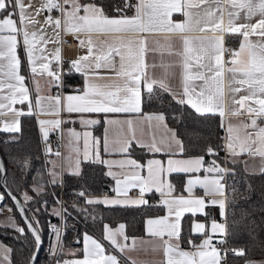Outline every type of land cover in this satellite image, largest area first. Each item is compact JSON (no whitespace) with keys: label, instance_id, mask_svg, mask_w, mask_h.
<instances>
[{"label":"snow or ice","instance_id":"snow-or-ice-1","mask_svg":"<svg viewBox=\"0 0 264 264\" xmlns=\"http://www.w3.org/2000/svg\"><path fill=\"white\" fill-rule=\"evenodd\" d=\"M32 9L31 2L26 4L24 0H0V115L10 112L16 117L4 121L0 130L21 131L18 117L26 113L16 109V104L27 103L28 115L60 117L63 112L79 114L80 123L86 127L101 124V120L87 116L103 114L105 153L117 152L130 157L139 147L147 153L163 154L167 159L151 158L146 162L133 158L103 160L101 140L93 137L91 132H84L83 160L108 166L106 175L115 180L114 191L118 197L126 196L129 188H139L140 193L137 199H86L85 203L141 206L148 203L144 199L145 193L154 190L163 197L159 203L167 209V214L148 219L146 233L157 241L153 251L162 250L161 264H222L221 250L213 243V236L221 237L218 244H226V237L231 233L226 219V200L217 197L224 196L225 177L233 174L232 170L220 166L215 160L211 166L205 167L203 155L189 154V144L196 147L201 139L195 126L191 131L185 126L189 140L186 144L179 130L169 127L164 110L145 113L143 106L154 102L162 104L164 94H168L177 104L187 105L199 116L219 114L223 117L226 107L231 116L246 114L248 122H241L236 127L229 122L225 149L233 163L239 162L237 158L243 154L251 161L259 158L258 168L249 160L243 161L244 170L248 172L253 168L264 174V126H261L264 124V0H121L114 7L102 0H41L40 5ZM42 13L47 14L41 24L38 17ZM174 14L183 19L176 20ZM38 24L40 27L36 28ZM47 28H51L52 37H48ZM62 32L76 36L80 47L86 48V53L72 60L69 68L83 77V85L75 89L74 94L51 95L45 92L40 80H44L47 89L63 87L59 67L62 55L60 48L45 54L47 49L44 46L60 43ZM154 34H162L163 42L157 39L150 44L149 37ZM81 35L86 38H80ZM226 35L238 38V48L225 47ZM20 37L35 82L34 95L25 85L26 77L21 74L22 61L17 55ZM150 54H158L160 62L150 64ZM165 56L176 59L165 60ZM53 61L56 67H53ZM176 66L180 68L179 92L170 83L175 77L173 69ZM240 93L244 94L237 98ZM109 114H136V117L115 119ZM173 119L176 123H183V117L174 116ZM66 122L61 118L38 120L43 139L47 141L50 130H62L61 125ZM68 136L69 147H73V140L81 139V133L71 129ZM201 148L210 155L217 154L210 145H201ZM51 151L47 149V152ZM74 151L76 163L72 174L80 176V152L78 148ZM54 155L59 157L61 153L57 151ZM51 163L50 182L56 184L59 173L55 171L56 162ZM113 165L119 167V173L111 170ZM145 169L147 175L143 174ZM201 170L205 173L202 178L196 175ZM173 173L187 176L184 188L187 197L173 195L175 186L169 179ZM7 183L6 168L0 163V185L7 188ZM42 188L37 185L33 190L39 194ZM197 188L203 190V196L195 195ZM7 195L16 200L11 192ZM78 195L84 197L86 192L81 191ZM4 199L5 196L0 194V203ZM23 199L27 204L32 197L24 193ZM208 206H218L225 223L213 219L209 230L207 224L193 221L191 233L204 238L199 244L190 238L187 243L191 247L185 250L181 247L182 218L185 213L207 215L205 209ZM16 207L34 241V250L25 258V264H35L42 243L39 220L29 218L18 202ZM66 211L63 208L54 210L53 215L60 216ZM246 216L247 213L242 220ZM240 223L233 221V226ZM9 226L25 236V228L14 220ZM50 227L59 241L61 229L56 225ZM127 240L124 224L115 230L104 226L103 241H108L119 253L135 249L137 241L133 240L130 248L122 242ZM140 243L149 242L141 240ZM13 251L0 244V264H13ZM224 251H232L237 256L245 254L244 249ZM82 253V258L57 259L56 264H120L118 256L109 252L101 240L88 234L83 236ZM58 254H63V245L50 246V255ZM71 255L75 257L77 253ZM246 264L255 262L247 261Z\"/></svg>","mask_w":264,"mask_h":264},{"label":"trees","instance_id":"trees-1","mask_svg":"<svg viewBox=\"0 0 264 264\" xmlns=\"http://www.w3.org/2000/svg\"><path fill=\"white\" fill-rule=\"evenodd\" d=\"M102 2L114 7L121 0H102ZM17 52L20 55V51L17 50ZM78 82L79 76L74 71L65 70L63 73V88L70 89ZM146 110H164L167 123L179 130L186 144H189V140L187 139L185 126L189 131L195 126V129L201 134V139L197 141L196 147L189 144V154H202L205 160L209 157L221 159V150L217 143L221 134V120L218 114L199 116L187 105L177 104L168 94H164L162 104L154 102L151 105H144L143 111ZM174 116L183 117V123H176L173 119ZM19 121L21 131L18 133L0 130V156L6 168L7 188L20 199L28 217L39 220L41 241L44 242L47 230L46 217L52 214L48 207L50 203L54 204L52 192L57 193L58 185L51 182H47L48 185H46V174L43 167L47 168L49 160L47 156L43 157L40 153L39 136L33 115L26 113L19 117ZM100 125L92 126L95 136L99 135ZM201 145L212 146L217 154L210 155L206 151H202ZM138 150L139 147H136L132 153L141 156L142 153ZM226 168L231 169L233 173L226 174L225 177L226 219L231 233L226 238L237 249H244L245 253L243 256L231 254L227 257L226 264H238L240 261L264 255V174L251 170L245 172L238 162H227ZM80 171V176L73 175L72 171L61 172V190L66 197H69L76 188L86 193H97L102 188L101 181L107 179L103 165L94 163L91 160H81ZM175 176H179V174H171L170 178ZM37 185L43 186L39 194L33 190ZM0 192L5 196L3 202L11 209L9 212L20 226L25 228V236H21L9 225L0 223V240L14 249L11 257L13 264H24L25 258L29 256L33 248L34 241L1 185ZM24 193L32 197V200L28 201L27 204L23 199ZM85 201L84 197L76 195L68 206V209L77 218L71 226L65 227L61 233L59 243L63 245V248L76 243L78 240H74L75 236L81 230L88 231L102 240L103 222L112 225L117 221H121L125 225L126 235L138 234L141 232L143 216L159 213L162 210L161 204L154 199L153 194H149L147 197L148 203L141 206L105 205L103 203L90 205L86 204ZM245 213H247V216L242 220ZM33 214H35L34 217ZM233 221H241V223L233 226ZM181 223L184 243L188 235L186 214ZM35 264H41L39 252Z\"/></svg>","mask_w":264,"mask_h":264},{"label":"crops","instance_id":"crops-1","mask_svg":"<svg viewBox=\"0 0 264 264\" xmlns=\"http://www.w3.org/2000/svg\"><path fill=\"white\" fill-rule=\"evenodd\" d=\"M24 2L27 4L29 2H31L33 9L34 10L36 7H38L41 3V0H24ZM46 13H42L38 19L40 20L41 24L44 21V17H45ZM129 15H131V13H129ZM175 15V19L176 20H182L183 17L180 16L179 14H174ZM40 25H36V28H39ZM30 31L32 30L31 28L29 29ZM47 35L48 37H52L53 33L51 28H47ZM192 35H199V33H193ZM80 38H86L85 36L81 35ZM20 39V43L17 46V50L20 51V55L17 52L18 57L20 58V60L22 61V75H24L26 77L25 80V85L32 90L33 95L35 94V82L32 79V74L30 72L29 69V65L27 62V57H26V53H25V48L23 46V41H22V37L19 38ZM161 40V42H163V35L162 34H154L152 36L149 37V43L151 44L153 41L155 40ZM225 45H231L233 48H238L239 45V40L237 37L235 36H229L226 35L225 37ZM44 47H46L47 52L45 54H50L52 52H54V50L56 48H58V43H49L47 45H45ZM86 53V48H82L80 47L79 44V40L76 38V42H75V47H74V54L75 57L72 58V60L77 59L79 56L84 55ZM21 56V57H20ZM161 57L157 54L155 56H153L152 54L149 55L148 57V61L151 64L153 61H155L156 63L160 62ZM165 60H175V57H164ZM228 59V56L225 55V60ZM71 60V61H72ZM53 67H56V63L55 61H53ZM70 68V64L66 67L65 70H69ZM173 71L175 72V77L170 81L171 85L176 89L177 92L180 91L181 85H180V68L179 66H176ZM102 73H105L106 70H101ZM76 73V72H75ZM79 76V82L75 83L73 85L72 88L70 89H65L62 87V91L60 94L63 95H68V94H74V90L78 89L80 87H82L83 85V77L79 74L76 73ZM157 74H159V70H157ZM37 79H40L39 77H37ZM103 82V81H102ZM40 83L42 86L45 87V92L46 93H50L51 95H57L59 93L55 92V86H53L51 89H47L46 85L44 84V80L41 79ZM244 93H240L237 95V98L239 97V95H243ZM225 103L226 105L229 103L228 98H227V90H226V95H225ZM14 107L18 110H22L24 113L28 112V107H27V103L21 105V104H16L14 105ZM145 113H153V112H158V110H146L144 111ZM61 119L67 121L66 123L62 124V144H61V148H60V153L61 156L57 157L56 155H54V151H52L51 153H48L47 155V159L49 160L47 162V171H48V175L50 170L53 169V164L51 163L52 161L56 162V168L55 171L59 173V176L57 178V182L60 179V175L62 171H72L73 167L75 166L76 163V152L74 151V148H78L79 152H80V161L83 160V149H84V143H83V133L88 131L91 132L93 137L99 138L101 140V144H100V155L101 158L103 160H108V161H119L122 159H128V158H133V159H138V160H142L143 162H146L148 159L151 158H156V159H164L166 160L167 157L164 156L163 154L160 153H156V154H152V153H147L146 150H141L139 148V152L142 153L141 156H139L138 154L136 155L135 153H132L131 156H127L125 154H120L117 152H108L105 153L103 151V137H104V128L105 125L103 124V120H104V115L103 114H90V116H87L86 118H93V119H99L101 120V125H100V131H99V135L95 136L93 133V127H86L84 125H82L80 123V115L79 114H69L66 112L61 113ZM111 118H115V119H126V118H135L136 114H109ZM219 115V114H218ZM34 120H35V125H36V129H37V133L39 135H42L41 131H40V125L38 123V120L40 119H44V120H51V119H56L59 117L53 116V115H33ZM220 117L221 120V135L223 136V154H224V164H225V168L227 167V162H232V158L228 156L226 149H225V144H226V140H227V128L229 126V122H231V124L236 127L239 126L241 124V122H248V117L247 115H241V116H231L230 114H228L227 111V107H226V114L225 116ZM16 117H14L10 112L5 114V115H0V129H3L4 127V121H11L12 119H14ZM19 119V117H18ZM259 123V121H258ZM170 128H173L170 124H168ZM261 126H264V124H262ZM75 130L76 132L81 133V139L79 141H72V145L73 147H69L67 146L69 144V139L70 137L68 136V130ZM163 130L161 129V133L162 134ZM93 154H94V149L92 150ZM190 155H202V154H197V153H192ZM216 161L220 166H222V158L220 160L214 158V157H209L208 159L205 160V167H209L211 166L213 161ZM237 160L239 161L238 163L240 164L241 167H243L245 169L244 163L243 161L245 160H249V158L247 157L246 154L241 155L239 158H237ZM250 164H255V166L258 168L259 165V158H256L255 161H251L249 160ZM104 167V171L105 174L109 171V168L107 165L102 164ZM111 170L113 172L119 173L120 169L118 166L113 165ZM249 170L251 171H255L253 168H250ZM144 175H147V171L146 169L143 172ZM176 174V173H173ZM196 175L201 176V178L205 175V173L203 172V170H201L200 173H197ZM50 176V175H49ZM107 176V180L108 183L110 184L111 187V192L106 193V194H100V193H86V195L84 196L85 199H97V200H104V199H137L140 196L139 193V188H129L127 189V195H120L119 197L117 196V193L114 191L115 188V180L111 177V176ZM50 179L52 180V177L50 176ZM170 182L175 186V192H174V196H180V195H184L185 197L188 196V194L184 191L185 188V183H186V179L187 176H185V174H179V176H175L173 178H170ZM61 182V181H60ZM78 190V194L81 192L78 188H76ZM149 194H153V197L156 201H160L163 197H161V195L157 192H155L154 190L152 192H146L144 195V199L147 200V197L149 196ZM195 195L196 196H203V190L200 188H197L195 190ZM225 195V194H224ZM218 199H225V196L223 197H217ZM161 212L159 213H155V214H148L143 216L142 221H141V232L138 234H134V235H127L128 240L127 241H122L124 243H127L130 248L131 245L133 243V240L137 241V245L135 247V249L132 250H126L125 253H119L118 251H116L115 249L112 248V246L110 245V243L108 241H103V236H104V226L108 225L111 229L115 230L120 224H122L121 221H117L115 224H108L107 222H103L102 223V229H101V239L97 238L96 236H94L92 233L85 231V230H81L80 233L78 235L75 236L76 239L74 240H78L76 243L74 244H69L67 246H65L63 248V254H59V256L61 257L62 261L63 260H70V259H74V258H82V249H83V236L85 234H88L90 236H92L93 238L97 239V240H101L104 243V246L106 247V249H108L109 252H111L112 254H115L117 256H122L123 258L129 260L130 262L135 261L136 264H161V261L163 260V253L162 250L157 249L156 251H153V245L157 243V241H155V239L149 235H147L146 233V221L148 219H154V218H159V217H163L167 214V209L164 208L163 205H161ZM56 210V208H55ZM205 212L207 213V215L201 214V213H197L196 216H192L191 213H185L187 215V230H188V235L186 240L184 241L183 244H181V247L184 248L185 250H189L190 249V245L187 243V241L191 238L195 241L196 244H199L201 242V240L204 238L202 235L200 234H192L191 233V223L193 221H197L200 223H205L209 226V230H210V223L213 219H215L218 222L224 223V220H222L219 216L220 215V209L218 208V206H208L205 209ZM220 236L219 235H214L213 236V243L215 244V240L218 239ZM148 241L149 243L147 244H141L140 241ZM106 244H109L110 249L106 246ZM237 249V247H236ZM79 250V251H78ZM263 250H264V231H263ZM72 252H76L77 256H72L71 253ZM233 254V252L231 253ZM230 254V255H231ZM229 255V256H230ZM247 261H253L255 262V264H264V255L261 256H257V257H253L247 260H243L240 261L238 264H246ZM226 264V263H225Z\"/></svg>","mask_w":264,"mask_h":264},{"label":"built area","instance_id":"built-area-1","mask_svg":"<svg viewBox=\"0 0 264 264\" xmlns=\"http://www.w3.org/2000/svg\"><path fill=\"white\" fill-rule=\"evenodd\" d=\"M76 38L77 37L72 34H65L63 32L60 35L61 42L58 43V48L61 49V55H62V63L59 66L61 69L62 80H63V73L65 72L66 67L70 64L72 58L75 57L74 47H75ZM225 47L233 48L231 45H225ZM61 91H62V87L61 88L55 87L56 93L60 94ZM59 118H61V116ZM61 129H62V125H61ZM61 132L62 130H50L47 141L43 139V135L38 134L39 149L43 157L48 155L49 153L47 152L48 148H50L54 152L60 151L61 144H62V133ZM217 143H218V147L221 150L222 167H225L224 154H223V136L221 134L219 136ZM57 184H58L57 193L55 194L54 192H52L53 199L56 204V210L63 208V209H66L67 211L62 212L60 216L51 214L50 216L47 217L46 239L44 240V242L41 243V246L38 250L39 261L41 264H56L57 259H60L62 261L59 254L50 255V246H55L60 241V239L59 241H57V237L55 233L52 232L50 226L56 225L57 227L61 229V233H62L63 229L65 227L71 226L74 223V220L77 218L75 214L68 209V206L74 200L75 196L78 195V190L74 189L72 193L69 195V197H66L61 190L60 179L58 180ZM101 185H102V188L99 190L98 193L106 194V193L111 192V187L107 179H103L101 181ZM219 217L222 220H224V218H222L221 216ZM219 239H221V237L215 240V244L217 245L218 248H220L221 256L223 257L222 264H225L227 257L232 253V251L225 252L224 249H236V246L233 243L229 242L228 240L226 244H218L217 241ZM106 246L110 249L109 244H106ZM118 258L120 259V264H131L129 260L123 258L122 256H118Z\"/></svg>","mask_w":264,"mask_h":264},{"label":"rangeland","instance_id":"rangeland-1","mask_svg":"<svg viewBox=\"0 0 264 264\" xmlns=\"http://www.w3.org/2000/svg\"><path fill=\"white\" fill-rule=\"evenodd\" d=\"M42 167H43V166H42ZM43 171H44L45 174H46V175H45L46 185H48L47 182H50L51 179H50V176L48 175L47 168H44V167H43ZM57 185H58V184H57ZM52 199H53V197H52ZM53 201H54V199H53ZM54 206H55V207H54ZM55 208H56V204H55V202H54V204H53V203H50V204H49L48 209H49L50 211H52V214H53V210H55ZM11 220H14V221L20 226V224L15 220L14 216L9 212V207H8V205H7L5 202L0 203V223H3V224H7V225H9ZM46 222H47V217H46ZM20 227H21V226H20ZM0 244H3L5 247H8V245H7L5 242H3L2 240H0Z\"/></svg>","mask_w":264,"mask_h":264},{"label":"water","instance_id":"water-1","mask_svg":"<svg viewBox=\"0 0 264 264\" xmlns=\"http://www.w3.org/2000/svg\"><path fill=\"white\" fill-rule=\"evenodd\" d=\"M0 163L3 164V161H2L1 156H0ZM1 187L3 188V191L5 192L6 195H7L8 192H11L8 188H5V187L2 186V185H1ZM1 193H2V192H1ZM2 194H3V193H2ZM11 194H12V196H15V197H16V200H15V201H14L13 199H11V197H9L8 195H7V196L10 198L11 203L13 204L15 210L17 211L19 218L21 219L22 223L24 224V226H25L26 229H27V226H26V224L24 223V219H23L22 216H21L20 210H19V208L16 207L17 202H18L21 206H23V205H22V202H21L20 199H19L16 195H14L12 192H11ZM27 230H28V229H27ZM29 233H30V232H29ZM30 234H31V233H30ZM31 236H32V235H31ZM32 238H33V237H32ZM32 250H34V244H33V248H32ZM32 250H31V251H32ZM29 255H31V252H30ZM24 264H25V263H24Z\"/></svg>","mask_w":264,"mask_h":264},{"label":"bare ground","instance_id":"bare-ground-1","mask_svg":"<svg viewBox=\"0 0 264 264\" xmlns=\"http://www.w3.org/2000/svg\"><path fill=\"white\" fill-rule=\"evenodd\" d=\"M0 194H2V193L0 192Z\"/></svg>","mask_w":264,"mask_h":264}]
</instances>
